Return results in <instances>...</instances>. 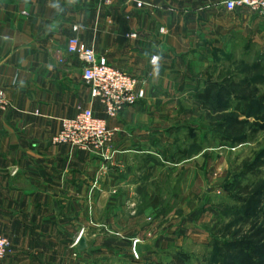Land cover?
Returning <instances> with one entry per match:
<instances>
[{"label": "crops", "instance_id": "obj_1", "mask_svg": "<svg viewBox=\"0 0 264 264\" xmlns=\"http://www.w3.org/2000/svg\"><path fill=\"white\" fill-rule=\"evenodd\" d=\"M143 1L150 5L0 0V87L9 100L0 113V235L11 243L0 264H85L77 244L70 245L84 219L100 218L94 203L112 207L113 196H101L100 185L125 181L110 167L102 179L105 165L95 151L52 144L63 119L91 107L116 129L118 159L150 153V124L175 100L168 91L195 80L191 68L203 58L219 51L230 57L245 37L257 43L264 37L262 18L245 7L229 11L224 0ZM71 36L145 79V97L106 118L90 98L82 62L66 51ZM156 54L162 55L158 75L150 60Z\"/></svg>", "mask_w": 264, "mask_h": 264}, {"label": "rangeland", "instance_id": "obj_2", "mask_svg": "<svg viewBox=\"0 0 264 264\" xmlns=\"http://www.w3.org/2000/svg\"><path fill=\"white\" fill-rule=\"evenodd\" d=\"M230 49L204 54L195 80L168 91L150 153L98 155L102 179L110 167L125 181L100 185L112 207L94 203L100 218L84 219L70 245L85 238V264H264V37Z\"/></svg>", "mask_w": 264, "mask_h": 264}, {"label": "built area", "instance_id": "obj_3", "mask_svg": "<svg viewBox=\"0 0 264 264\" xmlns=\"http://www.w3.org/2000/svg\"><path fill=\"white\" fill-rule=\"evenodd\" d=\"M114 1L134 4L137 8L150 5L143 0H99L98 4L111 5ZM223 5L229 11L245 7L264 17V0H224ZM126 36L135 38L137 34L129 32ZM66 51L76 55L82 62L81 76L89 89L90 98L99 103L106 118L115 119L124 109L135 106L145 97V79L137 78L111 65L106 57L97 55L92 48L83 46L78 37L68 38ZM61 60L59 58V61ZM8 106L6 91L0 87V113ZM115 130L108 126L106 119L94 115L91 107H85L79 109L73 117L61 121L59 131L51 137V143L95 151L103 159L109 160L114 154ZM79 236L75 240L76 243ZM10 246V241L0 235V260L9 254Z\"/></svg>", "mask_w": 264, "mask_h": 264}, {"label": "trees", "instance_id": "obj_4", "mask_svg": "<svg viewBox=\"0 0 264 264\" xmlns=\"http://www.w3.org/2000/svg\"><path fill=\"white\" fill-rule=\"evenodd\" d=\"M215 87H216V84H213V83H208L207 85H206V88L204 89L205 91H201V93H198V97H202V96H204V95H206L207 96V94H208V92H210L211 90H213V89H215ZM221 90V89H220ZM219 94V93H218ZM217 97L219 98V95H217ZM227 103V102H226ZM214 105H216V104H220V98L219 99H217V102H215V103H213ZM244 103H242V105H241V103H237V105L234 107V111L235 112H245L244 111ZM189 135H191V133L189 134ZM193 136V135H192Z\"/></svg>", "mask_w": 264, "mask_h": 264}, {"label": "clouds", "instance_id": "obj_5", "mask_svg": "<svg viewBox=\"0 0 264 264\" xmlns=\"http://www.w3.org/2000/svg\"><path fill=\"white\" fill-rule=\"evenodd\" d=\"M161 59H162V55L161 54L153 55L152 59H151V63H152L153 68H154V74H156V75L159 74Z\"/></svg>", "mask_w": 264, "mask_h": 264}, {"label": "water", "instance_id": "obj_6", "mask_svg": "<svg viewBox=\"0 0 264 264\" xmlns=\"http://www.w3.org/2000/svg\"><path fill=\"white\" fill-rule=\"evenodd\" d=\"M87 246V243L85 242V238L84 237H80L78 239V243H77V249L78 250H84Z\"/></svg>", "mask_w": 264, "mask_h": 264}]
</instances>
